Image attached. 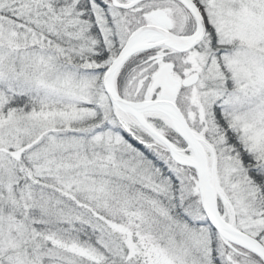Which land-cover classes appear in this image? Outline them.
<instances>
[{
    "label": "snow or ice",
    "instance_id": "6c2138e0",
    "mask_svg": "<svg viewBox=\"0 0 264 264\" xmlns=\"http://www.w3.org/2000/svg\"><path fill=\"white\" fill-rule=\"evenodd\" d=\"M0 264H264V0H0Z\"/></svg>",
    "mask_w": 264,
    "mask_h": 264
}]
</instances>
